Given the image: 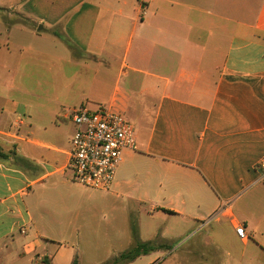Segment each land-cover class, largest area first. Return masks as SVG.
<instances>
[{
	"label": "crops",
	"instance_id": "obj_1",
	"mask_svg": "<svg viewBox=\"0 0 264 264\" xmlns=\"http://www.w3.org/2000/svg\"><path fill=\"white\" fill-rule=\"evenodd\" d=\"M8 11L17 18L0 16V73L9 75L0 82V264L113 260L133 246L137 218L140 242L206 231L201 244L227 247V260L212 264H264V0H11L0 4ZM33 70L53 76L32 89ZM18 89L52 106L35 123L45 132L44 119L85 104L134 126L137 150L124 152L110 191L80 202L73 122L66 139L54 126V144L32 138L29 106L8 97ZM102 215L113 222L99 236L92 221ZM146 217L162 226L144 227ZM74 228L90 242L48 252L43 241ZM235 245L248 256L236 258ZM163 252L142 258L155 264Z\"/></svg>",
	"mask_w": 264,
	"mask_h": 264
},
{
	"label": "rangeland",
	"instance_id": "obj_2",
	"mask_svg": "<svg viewBox=\"0 0 264 264\" xmlns=\"http://www.w3.org/2000/svg\"><path fill=\"white\" fill-rule=\"evenodd\" d=\"M11 3V0H0V4L1 5H9ZM0 16L8 18V17H12L13 20H15L17 18V16L15 14H13L12 12L8 11V12H4V13H0ZM46 71V70H42L41 72H37V71H31L28 75V78H26L27 80H29V85L32 87V89H36L35 86V80L40 78L41 76L45 75H51L53 76V71L51 70ZM44 73V74H43ZM9 77L8 74H5L3 72L0 73V82H2L5 78ZM11 82L13 81V78L10 79ZM16 80V78H15ZM17 83L20 82V78H18V80L16 81ZM15 83V82H14ZM34 91V90H33ZM8 97H10L12 100L14 101H18L19 103H23L26 104L27 106H29V111L31 112V116H32V120H30L29 124L32 125V127L36 128L35 123H38V119L42 117V112L43 111H47V112H53V108L51 105L49 106H45V105H41L40 101L37 100L36 97L33 96H28L22 93L21 89L19 90H14L13 92H11L10 94H8ZM84 107H87L90 110H98L100 108H104V109H108L105 106H97V107H93L92 105H88L85 104L83 105ZM77 109V108H76ZM69 108H64L62 110L63 114H67L68 115V119H63V118H48V119H44V123L48 127V131L45 132L42 129H38L36 128L35 130V135L32 136V138H38L40 140L43 141H47L48 143L54 144L55 142L59 141L61 139V135L59 132H55L52 129L54 128V126H59L60 131L64 132L63 135V139H66L69 135H71L72 131H73V125H72V115L69 113ZM19 116L21 119L25 120L26 116H23L22 112H19ZM28 122L26 121V123L24 124V126H20L21 129H23L22 131H27L28 127L31 125L27 124ZM54 124V125H53ZM51 127V128H50ZM75 130V128H74ZM57 136H56V135ZM21 147H24L22 145H19V149H21ZM19 157V156H18ZM17 157V159L19 160V158ZM72 171V170H71ZM72 177L74 179V175H73V171H72ZM75 182V181H74ZM76 184H78L77 182H75ZM80 185V184H79ZM82 186V185H80ZM83 188H86L84 186H82ZM87 190V192L83 195L82 200H80V202L85 206L86 203L87 205L89 204V202L92 200L94 201L95 199H91L90 194H94L97 196H100L101 193H99L100 191H94V189H84ZM105 192V191H102ZM93 198V197H92ZM90 200V201H89ZM113 222V218L110 215H105V216H101L98 220H93L92 224L95 225V227L97 228L98 231V235L99 236H103L104 232L107 230L108 227H110L112 225ZM139 224V220L137 218L136 222H132V225ZM152 224V226L155 228L156 227H161L162 224L160 222L156 223V222H152V219L149 217H146L143 219L142 221V225L146 228H149V226ZM205 232H202L201 234H197L196 236H190L188 238H186L185 240L181 241L178 244H165L167 246H169L168 250H161L164 251L163 254L160 255L159 260H157L155 262V264H190L194 263L196 264L199 261H202L204 264H212L213 259H221L222 262H225V260H227V255H226V246H222L221 248L214 246L212 244H201V242L203 243V236L205 235ZM52 237V240L48 241H43L44 244H53L49 247L48 252L52 253L56 248H57V244H86L90 242V238H91V234L90 231L86 230V229H71L70 232L67 233H54L50 235ZM139 237V236H138ZM196 239L199 240L200 244H197ZM142 242V241H141ZM161 245V244H158ZM218 246H220L221 244H217ZM83 251V250H81ZM42 252V251H41ZM249 251L247 249H245L244 247L240 246V245H235L233 248V254L236 258H243V257H247ZM243 256V257H242ZM112 260H103V258H94L93 262H91L90 260H86L84 262V264H108L109 262H111ZM150 261V258L148 257H144V258H139L138 260H136L133 264H148V262ZM186 262V263H185Z\"/></svg>",
	"mask_w": 264,
	"mask_h": 264
},
{
	"label": "built area",
	"instance_id": "obj_3",
	"mask_svg": "<svg viewBox=\"0 0 264 264\" xmlns=\"http://www.w3.org/2000/svg\"><path fill=\"white\" fill-rule=\"evenodd\" d=\"M69 113L75 126L69 153L74 181L89 189L110 191L124 152L137 150L134 126L110 109L82 106ZM259 168L264 180V161ZM236 234L241 240L248 239L242 224H236Z\"/></svg>",
	"mask_w": 264,
	"mask_h": 264
},
{
	"label": "trees",
	"instance_id": "obj_4",
	"mask_svg": "<svg viewBox=\"0 0 264 264\" xmlns=\"http://www.w3.org/2000/svg\"><path fill=\"white\" fill-rule=\"evenodd\" d=\"M74 53H77L73 47H70ZM0 157L5 159L8 158L5 154H3L0 150ZM132 237H133V246L126 252L122 253L118 257L114 258L108 264H130L137 260L138 258L148 255L150 253L158 252L161 250H168L169 246L165 244L158 245L153 242L143 243L140 242L138 238V232L136 225H132ZM43 264H51L48 258H44ZM72 264H79L77 260H74Z\"/></svg>",
	"mask_w": 264,
	"mask_h": 264
},
{
	"label": "water",
	"instance_id": "obj_5",
	"mask_svg": "<svg viewBox=\"0 0 264 264\" xmlns=\"http://www.w3.org/2000/svg\"><path fill=\"white\" fill-rule=\"evenodd\" d=\"M42 29V28H41Z\"/></svg>",
	"mask_w": 264,
	"mask_h": 264
}]
</instances>
